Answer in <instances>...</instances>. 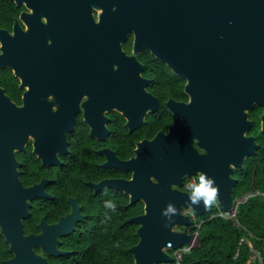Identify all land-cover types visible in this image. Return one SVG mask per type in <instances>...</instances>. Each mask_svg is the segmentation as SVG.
<instances>
[{
  "label": "water",
  "instance_id": "95a60500",
  "mask_svg": "<svg viewBox=\"0 0 264 264\" xmlns=\"http://www.w3.org/2000/svg\"><path fill=\"white\" fill-rule=\"evenodd\" d=\"M24 1L32 13H21L28 27L26 31L17 28V35L26 38H1L0 66L14 68L22 85L29 86L21 106L0 88V225L13 253L7 263L48 264L34 253L33 245L53 255L66 253L55 249L56 234L22 235L18 217L26 215L28 204L22 197L31 188L14 190L13 184L6 190L2 177L7 167L16 164L12 149L22 148L28 132L34 137V152L45 164L57 161L56 151L66 150L64 131L71 128L75 103L60 101L52 110L49 102L38 98L45 93L44 83L56 72L55 68L50 71L52 55L44 45L45 37L58 38L59 71L63 67L67 78L76 84H101L85 104V116L91 133L102 136L98 116L103 106L122 110L130 127L147 107L146 96L137 88L144 82L137 76L141 66L134 57L125 56L119 45L129 33L134 51L150 50L186 80L185 90L190 94L189 103H178L176 127L137 144L136 157L125 162L133 168L132 178L113 181L130 195V204L138 198L144 203L143 214L127 219L138 225V241L128 249L133 264L171 263L173 258L164 247L170 243L176 249L189 244L194 236L175 228L193 224L183 211L190 209L195 215L210 211L202 205L193 209L188 192L171 184H180L183 174L205 172L219 186L217 205L232 211L237 183L233 169L241 171L246 158L259 147L248 132L252 127L249 111L254 105L262 108L259 126L264 132V0ZM92 7L99 10L96 20ZM40 15L46 17L45 24L38 20ZM80 42L85 49L78 55L74 50ZM76 58L81 68L79 79ZM53 92L59 100V89ZM166 104L173 106L171 100ZM193 135L205 153L195 155L190 149ZM168 202L176 205L179 214L164 227L161 209Z\"/></svg>",
  "mask_w": 264,
  "mask_h": 264
},
{
  "label": "flooded vegetation",
  "instance_id": "af4514ba",
  "mask_svg": "<svg viewBox=\"0 0 264 264\" xmlns=\"http://www.w3.org/2000/svg\"><path fill=\"white\" fill-rule=\"evenodd\" d=\"M99 10L92 7V15L97 19ZM21 13L31 14L32 8L24 0H0V54L1 38H26L17 35V28L27 30V23ZM38 20L46 23V17L40 15ZM133 35L129 33L119 42L120 49L125 56L134 57L141 66L137 71L139 80L138 91L146 96L147 107L140 120L132 127L128 125V117L122 110L114 106L100 109V124L103 135L91 133V125L86 120L85 104L90 101L92 93L101 84L96 82L75 83L64 75L63 67L59 71L58 38L46 36L44 45L50 50V71L54 68V76L45 85V93L38 98L49 102L51 109L55 110L60 101L75 103L73 122L71 128L64 131L65 148L63 152L56 151L57 161L45 164L34 152V137L27 133L22 148L13 147L12 153L16 164L7 167L2 174L9 190L14 184L24 191L23 201L26 215L18 217L22 235H38L42 232L56 234L54 247L57 251L66 252L53 255L33 245L32 250L48 264H63L65 260L73 257L80 249V237L90 234L108 233L112 230L114 220L130 223L128 218L138 216L144 212V203L138 198L130 204V195L113 185L114 180L128 181L132 178L133 168L125 164L126 161L136 157L135 149L141 141H151L158 132L166 135L170 127H176L178 119V106L189 103L190 94L185 90L186 80L177 75L168 65L143 47L134 51ZM74 53L81 55V42L76 46ZM78 72L75 75L81 78L79 59L75 60ZM115 67V65H114ZM48 79V75L46 74ZM68 87L69 91L64 92ZM0 88L16 106L23 103V93L29 89L28 84L21 83V78L14 68L0 66ZM59 89L60 99L56 98L53 90ZM171 100L173 106L166 103ZM150 105L153 107L151 108ZM260 108V106L254 105ZM252 109V110H253ZM250 112V111H249ZM258 115V126L259 122ZM250 118V117H249ZM252 125H253V119ZM175 130V129H174ZM260 130V126H259ZM252 135V134H248ZM254 136V135H253ZM255 137V136H254ZM258 144V143H257ZM195 155L205 153L196 136H191L188 143ZM247 159V158H246ZM246 161V160H245ZM236 171L233 169V172ZM232 172V173H233ZM236 178V176H232ZM152 182L155 179L150 176ZM197 178V174L187 176L183 174L180 184L172 188L188 192L187 186ZM237 179V178H236ZM105 200H113L117 210L110 212L104 208ZM10 208V207H9ZM136 228L137 224L132 223ZM178 229H188V226L178 225ZM0 255L4 256V263L13 257L9 245L1 232L0 225Z\"/></svg>",
  "mask_w": 264,
  "mask_h": 264
},
{
  "label": "trees",
  "instance_id": "16d2710c",
  "mask_svg": "<svg viewBox=\"0 0 264 264\" xmlns=\"http://www.w3.org/2000/svg\"><path fill=\"white\" fill-rule=\"evenodd\" d=\"M259 113V107L249 112L253 125L248 134L255 136L259 147L255 157L247 158L243 170L237 171L236 186L239 188L233 195L234 199L246 193L264 191V132L259 130ZM210 214L196 218L198 223H202L198 229L191 228V233L198 230V242L183 254L180 264H247L250 252L247 244L238 245L241 237L251 242L264 261V196L247 195L243 202L237 204L234 219L209 218ZM120 224L114 220L112 230L107 234L81 236L79 251L63 264H133L128 249L138 241L135 226L132 223ZM237 249L238 254L234 257ZM3 259L4 256L0 255V264H5Z\"/></svg>",
  "mask_w": 264,
  "mask_h": 264
},
{
  "label": "clouds",
  "instance_id": "9594fccd",
  "mask_svg": "<svg viewBox=\"0 0 264 264\" xmlns=\"http://www.w3.org/2000/svg\"><path fill=\"white\" fill-rule=\"evenodd\" d=\"M188 203L196 209L202 207L205 210H210L219 201V186L215 183L213 177L207 175L205 172L197 174V178L187 186ZM104 208L110 212L117 210V204L113 200H105ZM179 214V210L172 202H168L163 209H161V216L164 217V227H168L173 218Z\"/></svg>",
  "mask_w": 264,
  "mask_h": 264
},
{
  "label": "built area",
  "instance_id": "2783aa9c",
  "mask_svg": "<svg viewBox=\"0 0 264 264\" xmlns=\"http://www.w3.org/2000/svg\"><path fill=\"white\" fill-rule=\"evenodd\" d=\"M256 194L264 196V191L263 192L256 191L255 193H251L250 195H256ZM236 206H237V202H236ZM236 206L232 211H223L218 205H216L214 211L211 212L209 218L220 217L223 219H234L236 214ZM183 214L190 216L194 224V227H196L197 229L200 227L202 222L199 223L197 222L196 215L194 214L193 211H191L190 209H185L183 211ZM183 230L190 232V229L189 230L183 229ZM192 233H194V236L189 244H183L180 247H177L176 249H172L171 244L168 243L166 247H164V251L170 254L173 258V261L171 263H164V264H180L183 254L190 251V249L194 247L198 241V230ZM243 243L247 244L248 250L250 252L249 258L247 259V264L254 261L257 262V264H264L262 257L254 250L251 242L241 237L238 241V245H241ZM237 254H238V249L236 250L234 257Z\"/></svg>",
  "mask_w": 264,
  "mask_h": 264
},
{
  "label": "rangeland",
  "instance_id": "374dc122",
  "mask_svg": "<svg viewBox=\"0 0 264 264\" xmlns=\"http://www.w3.org/2000/svg\"><path fill=\"white\" fill-rule=\"evenodd\" d=\"M255 155L256 154H253V155H250L248 158H253V157H255ZM244 164H245V162H244ZM243 168H244V166H243ZM243 170V169H242ZM241 170V171H242ZM236 174H237V170H236V172L234 171L233 173H232V176H236ZM239 187H238V185L236 186V184L233 186V195L235 194V192L237 191V189H238ZM256 192V191H255ZM255 192H252V193H255ZM249 194H251V193H246V194H244L242 197H239V198H236L235 199V201L237 202V204L238 203H241V202H243L244 201V199L247 197V195H249ZM215 207H216V205L215 206H213L211 209H210V211L209 212H206V213H204V214H208V213H211V211L213 210V209H215ZM200 216H202V215H196V218H197V220L200 218ZM176 229H178V226H176L175 227ZM191 228H194V224H192V225H190V226H188V229H190V232H191ZM197 231V230H196ZM198 242V241H197ZM197 244V243H196Z\"/></svg>",
  "mask_w": 264,
  "mask_h": 264
},
{
  "label": "crops",
  "instance_id": "0c3cea01",
  "mask_svg": "<svg viewBox=\"0 0 264 264\" xmlns=\"http://www.w3.org/2000/svg\"><path fill=\"white\" fill-rule=\"evenodd\" d=\"M237 207V206H236Z\"/></svg>",
  "mask_w": 264,
  "mask_h": 264
}]
</instances>
